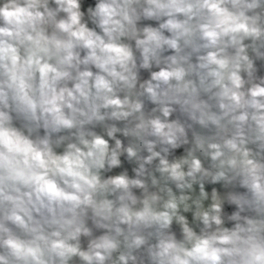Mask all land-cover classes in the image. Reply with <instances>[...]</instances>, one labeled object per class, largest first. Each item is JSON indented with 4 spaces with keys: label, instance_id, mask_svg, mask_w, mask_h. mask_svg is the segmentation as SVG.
Wrapping results in <instances>:
<instances>
[{
    "label": "clouds",
    "instance_id": "clouds-1",
    "mask_svg": "<svg viewBox=\"0 0 264 264\" xmlns=\"http://www.w3.org/2000/svg\"><path fill=\"white\" fill-rule=\"evenodd\" d=\"M0 264H264V0H0Z\"/></svg>",
    "mask_w": 264,
    "mask_h": 264
}]
</instances>
